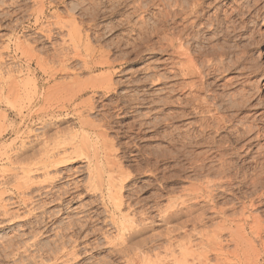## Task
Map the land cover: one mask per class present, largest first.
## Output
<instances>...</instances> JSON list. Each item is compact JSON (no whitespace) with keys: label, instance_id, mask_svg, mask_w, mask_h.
<instances>
[{"label":"rangeland","instance_id":"obj_1","mask_svg":"<svg viewBox=\"0 0 264 264\" xmlns=\"http://www.w3.org/2000/svg\"><path fill=\"white\" fill-rule=\"evenodd\" d=\"M128 1L129 0H98V1L97 0H21V1L20 0H0V50H1L0 51V54H1L0 57L2 56L0 58V174L2 173L1 169H4V167L1 168V165L2 166L5 165V159H6L5 157H7V155H9V154H12V152H14L15 149L20 148L22 144L26 145L27 147H30V149L33 148V150L34 149L37 150V147H38V150H40L41 148H43L44 144L47 145L48 147L49 146L54 147L55 144L58 143V141L59 142L61 141V139L63 141L67 137H69L67 139H71L73 137V135L75 136V134H76V133L74 134V132H77L76 138L77 137H78V139L84 138V135L86 133L83 132L84 135H82L83 129L80 127V123H79L76 111L72 110L73 109L72 105L75 106L76 102L81 100V99L76 100L74 102V96L77 93L78 89L80 88V86L77 85V82H78V80L86 81L90 77L96 76V75L98 76L101 73L105 74L104 72L106 70H105V68H100L99 70H97L95 72L84 71L83 68H80V66L83 64L81 60H71L67 63L68 64L67 68H69L68 70L70 72L69 73L61 72V67H60L61 65H59L57 58L54 57L55 56L54 54L56 53V51L54 49L57 48L58 51H61V49L63 47L64 48L67 47L66 49H63V50H65V52H67V51L69 52V50H70V55L71 56L73 55L72 53H74V47H73L74 44L72 43L71 38H69L70 36L68 35V32L69 31L70 32L75 31V29H69V28L70 27L72 28L73 27L72 25H74V23L75 24L77 23L80 27L81 34H85V35H83L85 39H83L81 41L79 40V42H78V43H80L79 44L80 50L82 51L83 55H86V56L87 55L88 56L93 55V59L95 62V61H99L100 58H102V54H103V56H105V52L107 51L110 55L109 56L110 59L115 60V62L117 64L116 70L114 69L116 74H115V76H113V79H112V82L114 83V86L116 87L114 89L115 91L113 90L110 93H106L104 91H99L98 93H96L95 97H94V101L96 102L95 105L98 108L96 107L94 112H91V113L85 112V116H88V118L92 119L93 122L95 121V124H97V122L99 123L100 121H101L100 122L101 124H102V121H103V124L105 123L103 127L107 131V135L109 136V137H107L108 141L109 142L112 141L111 143L114 144V150L111 151L112 152L111 156L112 157L114 156L116 160L118 159L119 161H121L120 163L122 164L123 168L124 169L127 168L126 169L127 173L129 172L128 170H130V172H129L130 175H129L128 179H126L127 181L124 182L125 189L123 190V197H124L125 202H127L126 203L127 206L125 207L124 211L125 210L128 211V208H129L128 206H132V207H130L131 210H129V211H131V212L133 211V213H137L138 214V216L136 214L137 219H140L141 218L140 216L141 215L143 216L145 212L148 215H151L150 216L151 218L152 217L154 218V219L152 218L154 221L152 227L151 226H150L151 228L148 227L149 229L146 228L147 229L146 231L144 229L143 234H142V232H143L142 231L138 234V236L135 239H133L135 241L136 240L138 241L139 238L140 239L142 238L141 241H139L141 243V244L139 243V245H141V246L139 247V245H138L137 253L140 255V259L143 260L142 263L144 262V259H145V262H148V257H151L153 260L151 258L150 259L152 261H155L156 264L159 261H161V263L159 262V264H162L163 260H165L164 262H167V263L170 261V263L172 264L173 257L171 256V250H170V247L168 245L169 244L168 241L170 240V237H169L170 233H169L168 228H173L174 224L177 227L178 222H176L177 224L173 223V222L168 224L165 221H163L161 215H163L162 212L166 209V207L168 206V204L171 200V199H169V197L172 199H173V197H174V199L175 198L179 199L178 197H185V196L188 197L189 191H187V190L188 189L190 190V188L193 186L192 183L197 185V184L202 183V181L204 182L207 179L204 177L205 179L203 178V180H202V176L196 175L195 172H193V166H192V164L195 166L197 164L196 161H198L197 158L199 159L198 153H195V152H200L201 150H206V147H205V149H204V147H203V149L202 148L195 149V152H193L192 155L189 154V155H191L190 158L194 156V153L196 154L194 157H197V158H193L194 159V160L192 159L193 162H192V160L191 161L190 160H186V161L183 160L182 161V160H178V159L173 158V155L175 154V149L172 147V145H170L171 142L168 141L169 140L168 138L170 136V135L168 136V134L170 132L175 131V134L184 133L185 131L186 132L187 131L192 132V131H194V129H196V127L198 126L197 124L200 121V118H199L200 114L196 115L197 114L195 112L196 110L194 111V113H192V110L190 109V107H192V106H189V108H188V106H186L187 103H186L185 96L188 93V87L189 86H187L183 91L181 90L182 88L179 86L181 89L179 88L180 90L175 92L174 97H172V95H171L172 93L168 88V86L171 85V83H170L171 79L170 78H172L171 74L169 73L171 70L170 69L171 63L168 62L169 61L168 57L170 56L171 49H166V47H167L166 46V44H167L166 38L168 36H170L171 30H170V26H168V28L166 27V30H165L164 26H162V24L165 23L164 21H166V19H167V18L164 19L166 17L164 13H166L170 9V6L167 5V3H169L168 2L169 0H145V1L144 0H137L136 1V3L140 5V9L138 10L139 12L136 11V13H137L136 15L134 14V16L132 18V23L135 20L137 21V23L139 22V24H137V28H139V26H140V30L139 29L133 30L130 25H128V24L126 25V22H127L126 21V15L131 13L132 10L133 11L135 10V9H133L134 8L133 3H131V2L128 3ZM233 1H235V0H206V3L209 5V7L207 8L206 16L211 19V16L216 15L215 11L217 10V8L220 9L224 5V3L227 4V6H231ZM236 1L239 2L238 4H241L242 2H243L242 4H246L245 1L248 2L247 4H249V2H250V0L249 1H247V0H244V1L243 0H236ZM18 2H21V3H18ZM91 2L93 4H94V2L96 3V4H94L96 9H93L95 7L93 6V4ZM97 2H99V3H97ZM117 2L118 3L119 2L127 3L129 5L125 6V8L123 10H121V14H120V12H119V14H112V9H113L112 7L116 8L117 6H115V5H118ZM158 6H159L160 10H159ZM167 7H169V9ZM96 10L98 12H96ZM93 11L96 12V14H94V16H93V13H94ZM97 13H98V15H97ZM122 13H124V14H122ZM35 15H37V16H35ZM142 17H144V18H142ZM35 19L37 21L36 23H35ZM212 19H214V18H212ZM248 19H250V17H248ZM68 20H70L71 22L74 20V22H72V25L70 24L71 22H69ZM123 20H125L126 22ZM144 20H146L145 21L146 23L143 22ZM160 21L162 22V24L159 23ZM59 23H60V25H67V26H65L66 28L64 27L63 29H61ZM157 24H158V26L160 25L161 27L160 26L158 27ZM209 24H203V26L200 25L201 27L199 26L196 28L197 32L198 33L200 32L199 34H205L207 31H209L211 29ZM57 25H59V26H57ZM144 25L145 26L148 25L145 29V32H144V28H145ZM46 27H48V28L52 27L55 34L57 33L55 35V38H53L52 40H48L44 36V34L46 33L45 30L48 29ZM75 27H77V26H75ZM259 27L261 28V31L264 30V27L262 24ZM157 29H161V30H157ZM41 30L43 33L41 32ZM148 30H149V32H146ZM250 30L252 33V31L255 30V27L250 28ZM139 31L140 32L143 31V32L140 33ZM156 32H158V33H156ZM152 33H154L153 34L154 36L152 35ZM147 34H150L149 37ZM86 35H88L89 37L86 38ZM144 35H146L147 37ZM151 35H152V37H151ZM248 35H250V31L247 34H245L243 36V38L244 37H245V39L248 38L247 37ZM138 38H140V39H138ZM143 38H145V39L143 40ZM148 39H150V40H148ZM15 40L17 42H19L18 44H20V45L22 43L23 46L22 45L18 46V44ZM19 40H21V41H19ZM142 40H143V42L146 41V42H144L145 44L142 42ZM249 40H250V38H249ZM135 41L138 43H136ZM157 42H159V43H157ZM133 45L136 48L140 47L139 50L137 48L136 52H135V48L133 47ZM85 46H87V47H85ZM23 47H26L27 51L25 48H24L25 49L24 50ZM133 49H134V52L132 53ZM50 51H52V52H50ZM258 51H256L257 61L264 62V58H262L263 56L260 55V50H258ZM29 52H30V54H29ZM263 52H264V50H263ZM49 53H51V54H49ZM52 53H53V55H52ZM32 54L34 57L32 56ZM38 54H40V55L37 56ZM40 57L43 58V60H46L47 62L43 61ZM46 57L48 58V60ZM51 57H54V58L52 59ZM38 59L40 61H38ZM37 61H38V64H37ZM48 61H49V64H48ZM46 65H47V68H46ZM81 67H83V66H81ZM55 68H56V70H55ZM53 69L55 70L56 76L53 74L54 73ZM78 69H80V70H78ZM50 71H52L53 73ZM49 74L50 75L53 74V76L52 75L49 76ZM233 74L234 73H230L227 77L233 78L234 76H236V74H234V75ZM30 76H31V79H30ZM76 78H78V79H76ZM176 79L179 80V82H180L181 76L179 75V77H176ZM26 80L28 81V83L30 85L28 83H27L28 85L26 84V82H25ZM190 80L191 79H188L189 83H190ZM124 81L126 83H124ZM146 81H147V83H146ZM188 81L186 80L185 82L188 83ZM70 82H72V83H70ZM34 83H35L37 88L36 87L34 88V86H33ZM72 84L74 85V87ZM12 85H13V87H11ZM219 87H220V85H218L217 87L212 89L214 91H212L210 89H208V91L210 92V94H211V92H213L212 94H216V93L220 92L219 94L223 95L224 92H222L221 91L222 89ZM76 88H77V90H76ZM186 89H187V92H185ZM33 90H34V92H33ZM56 90L59 93L61 92V94L56 92ZM67 90H68V92H67ZM257 90H258V92H257L256 98L258 100H263L264 99V87L259 88ZM208 91L206 90L204 93L209 95ZM27 93H29V94H27ZM52 93H53V95H52ZM204 93H202V95L200 97H203V96L205 97ZM132 94H135V97L139 96L141 98H143V96L145 94H147L146 97L149 96L148 97L149 102L138 104L136 102H131L129 100L131 104H129V101H128L127 102L129 105L128 106L127 103L125 104V102L127 99H132V97H134V95L132 96ZM50 95H52V96H50ZM89 95H90V97L91 96L93 97V93L90 92L83 97V100L87 99L89 97ZM72 96H73V98H72ZM128 96L131 98H128ZM44 97H46V98H44ZM60 97H62L63 100H62V98L60 99ZM182 97L184 98V100L182 99ZM29 98H31V99L29 100ZM121 98H124V99L122 100ZM179 98H181V99H179ZM50 99H51V101H50ZM66 99H69V100H66ZM13 100H15V101H13ZM27 100L30 102H28ZM64 100L67 102H65ZM170 100H172V102H173V100H174V102L176 100L177 101L174 104H172V102ZM188 100H189V98H188ZM22 101H24V103ZM8 102H10L12 104H10ZM63 102H64L65 106H67L68 111L67 110H63L62 112L55 111V110H57L58 106L62 105ZM180 102H181V105H180ZM183 103H186V104L184 105ZM31 104H32V106H31ZM55 104H58V105H55ZM123 104L125 105L124 110L118 109V108H121L122 106H124ZM23 106H25L26 108ZM29 106H31V107L29 108ZM41 106H42L43 110H41L42 109ZM39 108H41V109H39ZM182 109H184V110H182ZM104 110H105V112H104ZM20 111H22V112H20ZM186 111L188 113L190 111V113L188 114ZM173 112L175 113L173 116H176L173 119V121L175 123H173V121L171 122L172 117H173L172 116ZM109 117H110V119H109ZM176 118H179V119H176ZM145 122H150L151 124L144 126L143 124ZM170 122L173 124H171ZM174 124L176 127V128L175 127L174 128L176 130L173 129ZM131 126L133 128V131L127 132L128 130H131L130 129ZM160 126H162V127H160ZM177 129H178V131H177ZM124 133L126 136L124 135ZM95 134H96L95 132L90 134L91 146L93 148L92 150H94L97 147H100V150L103 151V145H102L103 141L102 142H101V140L99 141L96 138ZM71 135H72V137H71ZM79 136H81L83 138H79ZM50 138H52V139H50ZM19 144H21V145H19ZM127 144H128V146H127ZM94 145H95V147H94ZM71 148H72L71 145H69V146L67 145L66 149L58 148L55 150V152H57L56 155L62 156V153H63V156H64L65 150H66V152H70L72 150ZM58 150H59V152H58ZM115 150H116V152H115ZM255 150H257V148ZM201 152H203V151H201ZM124 153H125V155H124ZM242 153H244V152H242ZM101 154H103V153H101ZM171 154H172V156H171ZM36 156H37V158L39 157V155H36ZM116 157H118V158H116ZM252 160L253 159H251V158L248 159V161H252ZM205 161L208 164H210L208 166L213 165L215 167V169H217V167H219L221 164L219 161H217V163H216V161L212 162V160H210V159H206ZM231 161L236 162L237 159H233ZM88 162L89 161L84 156L83 157L80 156V157H76L75 160H70L69 163H67V166H66V164H64L65 166L63 165L62 167L61 166L58 167V171H56V170L50 171L54 177L56 176L55 173L58 172L57 174H59V175L62 174L64 178L62 177V175L56 176L57 179L54 178L53 180L54 181L59 180V181H58L57 185H54L55 188L53 186L52 192L49 194L50 196L48 195L45 198V195H43V196L35 195L33 197L34 204H30V206H29V204L28 205H19L17 203L16 204L11 203V202H13V200L14 201L16 200L15 196L12 194V192L10 193L9 191L7 194L5 193V195H4L5 201L4 202L8 205V210L10 208L9 211L12 210V212H14V213H12L11 215H4V212L0 210V221H1L0 222V264H49V263L52 264L53 262H54L53 264H65V263L66 264H107V263L108 264H129V262L126 261L127 256H124V254L118 255V252L117 253L115 252V251H117L116 249L118 248V246H115L116 247L115 248L114 247L115 244H113V243L115 242L117 244V242H120V240L118 241V239L117 240L115 239L117 237L116 235L118 234V232L115 229V227L111 224V222L109 221V219H110L109 213H108V211L107 212L105 211L106 208L102 204L101 194L99 192L96 193V192H93V191L91 192L90 190H88V187H89L88 185L92 184V183H90V178H89L90 177V174H89L90 168L92 166H93V168H96V165L94 166V164L92 166H89L90 164ZM249 165L255 166V163L248 164V166ZM183 166H184V168H183ZM204 175L205 174H203V176ZM75 176H77V177H75ZM235 176L233 178H229V179L225 178L224 180H227L228 182L221 184L220 188L217 187L219 189H217L215 187L216 188L215 192L218 193L221 190L218 193L220 195V198L218 200L219 205L223 204V202L227 199H233L232 194H235L236 196H235V199H233V201L235 200L236 207L238 208V211H239L242 208L243 201L249 200L250 199L249 197H250V195H252V193L254 194L255 192H258V193L262 192L260 190H262L264 188V180H263V184L260 185L262 188L260 186H258L261 189H259L258 187L255 189V187H252V183H251V181L254 177L245 178V175H243V174H237ZM241 176H244L243 177L244 180H243V178H241ZM210 177L213 178V180L215 179L216 181H218V179H219V178H217L218 176H215L214 174L210 175ZM42 178H43V176H42ZM74 178L76 179V181ZM78 178H79V180H78ZM231 179H233V180H231ZM249 179H251V181ZM77 181H78V184L80 185L81 188L80 189L76 188L77 189L76 190L73 187V185H74L73 183L77 182ZM79 181H80V183H79ZM230 181L234 185L231 184ZM1 182H2V180L0 178V184H1ZM49 182H51V181H49ZM70 187L73 188L74 190L71 189ZM231 187H232V189H231ZM239 187H240V189H238L239 190L238 191L237 188H239ZM257 189H259V190H257ZM58 190H59V192H58ZM64 190L66 192L69 191L68 194L66 193V196L64 194V192H65ZM225 190L228 191V193L224 192ZM240 190H242V191H240ZM243 190L246 192L245 194L247 195V197H245V195L243 194L244 193ZM229 191H231V192H229ZM247 192L249 194H247ZM263 193H264V189H263ZM67 195H69V196H67ZM39 197H41V198H39ZM42 197L44 198V201H43ZM56 197L59 199V201H58V199L55 200ZM60 197H63V199L66 198V200L61 203L60 199H62V198H60ZM35 198H36V200H35ZM241 198H243V201L240 200ZM237 199H238V201H237ZM35 201H37V203ZM192 201H194V200H192ZM257 202H258V203H256L257 206L260 205L259 199H257ZM190 204H193V202L190 201ZM201 204H202V202H201ZM198 205L200 207V204H198ZM198 205L195 204L194 208L197 206L196 209H198ZM238 206H240V207H238ZM38 208H40V209H38ZM253 209L254 210H252L253 211L252 214L253 215L256 214V216L259 214L258 215L259 219L263 220L264 219V206H259L257 208L254 207ZM95 211L97 213H99L100 215L97 214ZM242 211H243V213L246 217V220H247V221L245 220V223H246L247 231H248L250 229V227H252V224H253L252 218L253 217L251 216V214L248 210H242ZM140 212L141 213L143 212V214H141ZM209 212L210 211H207L206 215L209 216V220L211 222H209V220H207L208 223L206 225L204 224L205 226L204 225H198L196 228L194 227L196 229L195 230L196 232L194 231V228H193L194 225L192 224V222L187 223L188 224L187 225L188 231L189 232L194 231V233H192L193 235L191 236L192 239L191 238L190 239L192 241L191 244L192 245L194 244L193 246L195 247L196 253L194 254V252H193L194 248H192V250H193L192 254L193 255H191V254H190V256L188 255L190 257L189 262L191 260L193 262V264H197V262H198V260L196 261V259L198 257V255H197L198 253L200 255L201 253L203 254L204 252H208L210 250L209 249L210 247L208 248V246L212 245V244L210 242L211 239L208 237L209 236L211 237V234L213 235V230L216 226L215 224L222 219V218L220 219L219 216L216 218L213 217L216 215H214L213 212H210V213ZM34 213L36 214V216ZM50 213H53V214L55 213L56 219L54 220V223L48 222L50 227L48 228V231L44 232L45 234H40L39 230L41 229V231H42L43 227L45 229V226H44L45 223L44 222L48 221L50 219L48 217V215L50 216ZM228 213H231V211H229ZM246 213H247V215H249V218H248V216H246ZM14 214H16V215H14ZM139 214H141V215L139 216ZM13 215L16 217H13ZM17 216H18V218H17ZM260 216H261V218H260ZM90 217L92 218V221L88 223L86 220L88 218L90 219ZM143 217H145V215ZM245 217H244V219H245ZM187 218L190 219L188 216H186V217H183L182 220L187 219ZM142 219H144V218H142ZM76 221H77V223L82 222L81 225L82 224L84 225V223L87 224V225L85 224V227L83 228V231L81 230V232L79 230L81 227L79 229L77 228L78 230L76 229V232H78L79 234L76 233L75 230L72 229V226H73L74 222L76 223ZM214 221H215V223H214ZM139 222L140 221H138V223ZM42 223H44V224L42 225ZM170 224H171V226H170ZM172 224H173V226H172ZM53 225H54V227H53ZM70 225H72V226L70 227ZM78 225H80V224H78ZM88 225H90V226H88ZM249 225H251V226L249 227ZM179 226L180 225H178L177 228H179ZM69 228H71L72 230H70ZM177 230H176L177 233H175V234L178 236H175V234H174L173 237H176L175 238L176 240H178L177 238L180 237L179 239L181 240V236H179V235H181V233L183 231L180 232L182 229H179L180 231H177ZM199 230L202 231V232H200V234H198L199 232H197ZM203 230H204V233H203ZM250 230L247 233H250ZM72 231H73V233H72ZM202 233L205 236L204 235L201 236ZM87 234H88V236H87ZM33 235L35 238H33ZM229 235H230L229 232H224L222 235L223 238L221 237V239H223V241H224L225 246H224V250L222 251L223 253H221V252L219 253L220 257L216 256V252H214V251L208 252L209 253L208 257H209V260L212 261V264L213 263L217 264V262H219V261L220 262L218 264H223V261H228L229 259H232L233 254H231V253H233L235 248H237V247L233 241L231 242L229 240L230 239ZM60 236H65L66 238L62 239ZM250 236H251V234L249 235V237ZM251 237H250V239H252ZM167 238H169V239H167ZM68 239H70V240H68ZM207 239L209 241H207ZM180 240H178V241H180ZM203 240H205L206 242ZM253 240L255 241V239H252V240H249V242L252 244H256V246H257L256 248L261 251V249H260L261 246H260L258 240H256L255 243H253ZM200 241L201 242L203 241V242L201 243ZM62 242L66 244V247L68 246L67 250H69V251H71L72 249L75 250V248H76V252H77V256H78L76 259H73V258L71 259V257H65V258L62 257V258H60V260L59 259L56 260V257H53V256L57 255L55 253L58 251L60 246L64 245ZM110 242H111V244H110ZM67 243H68V245H67ZM176 243L178 244L177 241H176ZM74 244H75V246H74ZM71 245L74 246L75 248L72 247ZM56 248H58V249H56ZM206 249H207V251H205ZM113 250H115V251H113ZM177 250L178 251H175L176 254L180 252L179 248H177ZM229 251L231 253H229ZM224 254L226 255V257ZM177 255H180V253ZM194 255H195V258H194ZM217 257L219 260L217 259ZM67 258H69V262L64 261V259H67ZM170 258H172V260ZM199 258H200V256H199ZM223 258H224V260H223ZM225 258H227V259H225ZM166 260H168V261H166ZM152 261H149L148 263L150 264V263H152ZM263 262L264 261H262V263ZM152 264H154V262ZM198 264H199V262H198ZM201 264H203V263H201ZM209 264H210V262H209Z\"/></svg>","mask_w":264,"mask_h":264},{"label":"bare ground","instance_id":"obj_2","mask_svg":"<svg viewBox=\"0 0 264 264\" xmlns=\"http://www.w3.org/2000/svg\"><path fill=\"white\" fill-rule=\"evenodd\" d=\"M136 1L137 0H129L128 1V3L129 2L133 3V7H134L133 9H135V10L134 11L132 10L131 13L126 15V21L127 22L125 20H123V21L126 22V25L127 24L130 25L133 30H138V29L140 30L139 25H138L139 28H137V24H139V22L137 23V21L135 20L136 22L134 21L132 23V18L134 16V14L136 15L137 14L136 11H138L140 9V5L137 4ZM247 1H249V0H247ZM168 2L169 3H167V5L170 6V9H169V7H167L169 10L167 12L164 10L166 12V13H164L166 16L164 19H166V18L167 19H166V21H164L165 23H163V24L161 21L159 22L160 24H162V26H164L165 30H166V27L168 28V26H170V30H171L170 36H168L166 38L167 41L165 40L167 42L166 49H171L170 56L168 57L169 58L168 62L171 63V68H170L171 70L169 73L171 74L172 78H170L171 79V82H170L171 85L168 86V88L172 93L171 94L172 97H174L176 91L180 90L181 88H182L181 90L183 91L187 86H189L188 87V93L185 96L187 104L186 103H183V104L184 105L186 104V106H188V108H189V106H192V107H190V109L192 110V113H194V111L196 110L195 112L197 114L196 113L195 114L196 115L200 114V117H199L200 121L197 124L198 126L197 127L195 126L196 129H194V131H192V132H190V131L186 132L185 131L184 133H177L176 132L177 134H175V131H172L168 134V136L170 135L168 138L169 139L168 141L171 142V143L169 142L170 145H172V147L175 149V154L173 155V158H175V159L182 160V161L183 160H185V161L190 160L191 161L193 158H197L194 156L196 155L195 153H198L199 159L197 158V160H198V161H196L197 164L195 166L192 164L193 172H195V174L198 176H202V180L204 177L207 178L204 182L202 181V183H200V184L195 185L192 183L193 186L192 187L190 186L191 187L190 190L186 189L187 191H189L188 197H186V196L185 197H178L179 199H177V198L174 199V197L172 199L169 197V199H171V200H170L168 206L166 207V209L162 212L163 215H161V216H162L163 221H165L168 224L172 223V222L173 223L178 222V225H180L179 228H177L178 225L176 227L175 224H174V226L172 224L173 228H168L169 233H170V236L168 235L170 237V240L168 241L169 242L168 245H169L170 250H171V256L173 257V262L172 261L171 262H172V264H189V263L193 264V262L191 260L189 262V259H190L189 256H190V254L193 255L192 254L193 252L195 254L196 250H195V247L193 246L194 244L193 245L191 244L192 243L191 236L193 235L192 233H194V231L196 230L195 228L198 225H204V224L206 225L208 223L207 220H209V216H207L206 214H207V211H210V212H213L214 215H216L213 217L216 218L219 216L220 219L221 218L222 219L215 224L216 226L213 230V235L211 234V237L210 236L208 237L211 239L210 242L212 244V245L208 244L209 246L207 245L208 248L210 247L209 251L216 252V256H219L220 252L223 253L222 251L224 250L225 244H224L223 239H221V237H222L224 232H229V234H230L229 240L231 242L233 241L234 244H236L237 248H235L233 253H231L229 251V253L233 254V257H232V259L228 258L229 259L228 261H223V264H263L264 262L262 263V261H264V219L263 220L259 219V216H258L259 214L257 216H256V214L253 215L252 210H254L253 209L254 207L257 208L259 206H264V199H263L264 198V193H263L264 188L262 190H260V191H262L261 193L255 192L254 194L252 193V195H250V197L248 196L250 199L247 201H245V200L243 201V198H241L240 200H242L243 203H242V208L239 211H238V208L236 207L235 200L233 201V199H235V196H236L235 194L231 193L233 199H227L223 202V204L219 205L218 200L220 198V195L218 193L221 190L218 193L215 192V190L217 187L220 188L221 184L228 182L227 180H224L225 178L226 179L233 178L237 174H243V175H245V178L254 177L252 179V181H251V179H249V180L252 183V187H255V189L258 186H260L261 184H263V180H264L263 179L264 178V99L258 100L256 98V96H257V92H258L257 89L264 87V62L257 61L256 51L260 50V55L263 56L262 58H264V52H263V50H264V30L261 31V28L259 27V26H261V24L264 27V0H250L249 4H247L248 2L245 1V3L247 5L242 4L243 2L241 4H238L239 2H237L236 0L232 2V5L230 4L231 6H227V4L224 3V5L220 9L217 8V10L215 11L216 15H214L215 17L211 16V19L206 16L207 8L209 7V5L206 3V0H169ZM18 3H21V2H18ZM97 3H99V2H97ZM94 4H96V3L94 2ZM94 4H93V6H94ZM128 5L129 4H127V3L119 2L118 5H115V6H117L116 8L112 7L113 8L112 14H119V12L121 14V10H123L125 8V6H128ZM158 8H159V6H158ZM93 9H96V7ZM159 10H160V8H159ZM96 12H98V11L96 10ZM96 12L93 13V16H94V14H96ZM122 14H124V13H122ZM97 15H98V13H97ZM35 16H37V15H35ZM248 17H250V19H248ZM142 18H144V17H142ZM212 18H214V19H212ZM36 19H35V23L37 22ZM68 21L71 22L70 20H68ZM145 21L146 20H144L143 22H145ZM72 22H74V20ZM72 22L70 23L71 25H72ZM76 24L74 23V25H72L74 28L73 27L69 28V29H75V31L70 32L68 30L69 31L68 35L70 36L69 38H71L72 43L74 44L73 45L74 53H72L73 55L72 56L70 55V50H69V52L67 51L68 53L65 52V50H63V49H66L67 47L66 48L63 47L61 49V51H58L57 48L54 49L56 51V53L54 54L55 55L54 57L57 58L59 65H61L60 66L61 72H67V73L70 72L68 70L69 68H67V65H68L67 63L71 60H81L83 63L81 66H83V67L80 66V68H83L84 71L95 72V71L99 70L100 68H105V70H106L104 72L105 74L101 73L98 76L96 75V76L90 77L86 81L78 80V82H77V85L80 86V88L78 89L77 93L74 96V102L76 100H80V99L81 100L76 102L75 106L72 105V107H73L72 110L76 111V114H77V117H78V120L80 123V127L83 129L82 135H84V133H86V134L84 135V138L79 136V138H83V139H78V137L76 138L77 132H74V134L75 133L76 134H75V136L73 135V137L71 135V137H72L71 139H67V138H69V137H67L64 141L61 139L60 142L59 141H58V143L56 142L57 143V144H55L56 147L55 146L54 147L49 146L50 147L49 148L47 145L44 144L43 148H41L40 150H38V147H37V150H35V149L33 150V148L30 149V147H27L26 145L19 144V145H21V147L18 149H15V151H14L15 153L12 152V154L7 155V157H5L6 158L5 159V165H3V166L1 165V168L4 167V169H1L2 173L0 174V178L2 180V182L0 184V210L4 212V215H11L12 213H14V212H12V210L9 211L10 208L8 210V205L4 202L5 201L4 195H5V193L7 194L8 191L10 193L12 192V194L15 196V199H16L15 201L13 200V202H11V203H14V204L17 203L19 205H28L29 204V206H30V204H34L33 197L35 195H37V196L45 195V198H46V196H48L52 192L53 186L57 185V183L59 181V180L58 181L53 180L54 178L57 179L56 176L59 175V174H57L58 172L55 173L56 176L54 177L50 171H53V170L58 171V167H60V166L62 167L64 164H66V166H67V163H69L70 160H75L76 157H80V156L83 157L84 156L89 161L88 162L90 164L89 166H92L93 164H94V166L96 165V168H93V166L90 168V173H89L90 177L89 178H90V183H92V184L88 185L89 186L88 190H90L91 192L92 191L96 192V193L99 192L101 194L102 204L106 208L105 211L106 212L108 211V213H109V217H110L109 221L111 222V224L115 227V229L118 232V234L116 235L117 237L116 238L114 237V238L116 240L118 239V241L120 240V242H117V244H116L113 241L114 242L113 244H115L114 247L118 246V248L116 249L117 251H115V250H113V251H115L116 253L118 252V255L124 254V256H127L126 261L129 262V264H149L148 262L153 260L151 257H148V262H145V259H144V262L142 263L143 260L140 259V255L137 253L138 245L140 243L139 241H141L142 238L141 239L139 238L138 241L136 240L137 242L133 239H135L138 236V234L140 232H142L144 229L146 231L147 230L146 228H148V227L151 228L153 225V222H154L153 221L154 218L152 217L153 218L152 219L150 217L151 215H148L146 212L144 213L145 217H143L144 215L143 216L141 215V214H143V212L142 213L140 212L141 214H139V216L141 215L140 216L141 220L137 219L136 217L138 216V214L133 213V211L132 212L129 211V210H131L130 207H132V206H128L130 209L128 208V211H126V210H125L126 212L124 211L125 207L127 206V204H126L127 202H125L124 197H123V190L125 189L124 182L127 181L126 179H128V177L130 175V173H129L130 170H128L129 172L127 173V170H126L127 168L126 169L123 168L122 164L120 163L121 161H119L118 159L116 160L114 156L113 157L111 156L112 155L111 151L114 150V144L111 143L112 141L111 142L108 141L107 137H109V136L107 135V131L103 127L105 123L103 124V121H102V124H101L100 123L101 121L99 120L100 122L99 123L97 122V124H95V121L93 122L92 119L88 118V116H85V112H88V113L94 112V110L97 107L95 105L96 102L94 101V97H95L96 93H98L99 91H104L106 93H110L116 88L114 86V83L112 82V79H113V76H115V74H116L114 69L116 70L117 64H116L115 60L110 59V57H109L110 55L107 51H106L107 53L105 52V56H103V54H102V58H100L99 61H95V62L93 59V55H89V56L83 55L82 51L80 50V45H79L80 43H78V42H79V40L81 41V40L85 39L83 36L85 34H81L80 27L78 24L77 25ZM203 24H209L211 29L209 31H207L205 34H199L200 32L198 33L196 28L199 27L200 25L203 26ZM59 25H60V23H59ZM59 25H57V26H59ZM65 26H67V25H60V28L63 29ZM75 26H77V27H75ZM147 26H145L144 32H145V29ZM157 26H158V24H157ZM253 27H255V30L252 31V33H251L252 29L250 30V28H253ZM46 28H48V27H46ZM157 30H161V29H157ZM45 31H46V33L44 34V36L48 40H52L53 38H55V35L57 34V33L55 34L52 27H49ZM249 31H250V35L247 36L248 38H246V39H245V37L243 38V36L245 34H247ZM41 32H42V30H41ZM141 32H143V31H141ZM146 32H149V30ZM156 33H158V32H156ZM150 34H147L148 37ZM153 34L154 33H152V35ZM152 35H151V37H152ZM144 36H146V35H144ZM88 37L89 36L86 35V38H88ZM145 38H143V40ZM249 38H250V40H249ZM138 39H140V38H138ZM143 40H142V42H143ZM148 40H150V39H148ZM19 41H21V40H19ZM144 42H146V41H144ZM18 43L19 42H17V44ZM136 43H138V42H136ZM157 43H159V42H157ZM21 45L23 46L22 43H21ZM21 45L18 44V46H21ZM26 47H23V49L24 48L26 49ZM85 47H87V46H85ZM133 47L135 48V52H136V49L138 47L136 48L134 45H133ZM139 48H138V50H139ZM26 51H27V49H26ZM50 52H52V51H50ZM133 52H134V49H133L132 53ZM29 54H30V52H29ZM49 54H51V53H49ZM39 55L40 54H38L37 56H39ZM52 55H53V53H52ZM32 56H33V54H32ZM54 57H51V58L53 59ZM39 59H38V61H40L41 59L43 60V58H41L40 60ZM47 60H48V58H47ZM38 61H37V64H38ZM43 61H46V60H43ZM48 64H49V61H48ZM46 68H47V65H46ZM55 70H56V68H55ZM55 70L53 71L54 73L52 71H50V72H52L55 75ZM78 70H80V69H78ZM230 73H234V74H236V76H234V77L232 76L233 78H228L227 76ZM53 74H51V75L53 76ZM51 75L49 74V76H51ZM179 75L181 76L180 82H179V80H177L178 78L176 79V77H179ZM30 79H31V76H30ZM76 79H78V78H76ZM188 79H191L192 81L190 80V83H189ZM186 80L188 81V83L185 82ZM25 82H26V84L28 83L27 80ZM70 83H72V82H70ZM124 83H126V82L124 81ZM146 83H147V81H146ZM218 85H220L219 88L222 89L221 91L224 92V94L221 95V94H219L220 92L216 93V94H212L213 92H211V94H210L208 89L212 90L215 87H217ZM33 86H34V88L36 87L35 83ZM11 87H13V85ZM73 87H74V85H73ZM76 90H77V88H76ZM206 90L208 91L209 95L204 93ZM212 91H214V90H212ZM33 92H34V90H33ZM56 92H58V91L56 90ZM67 92H68V90H67ZM90 92L93 93V97L92 96L90 97V95H89V97L87 99L84 98L85 100H83V97ZM185 92H187V89ZM202 93L205 94V97L204 96L200 97L202 95ZM27 94H29V93H27ZM59 94H61V92ZM135 94H132V96L134 95V97H135ZM147 94H145L143 96V98H141L137 95L138 97H135V98L132 97V99H127V100L125 99L126 100L125 104L129 100L131 102H136L138 104L139 103L140 104L141 103H147V102H149V100H148L149 96L146 97ZM52 95H53V93H52ZM52 95H50V96H52ZM31 98H29V100ZM44 98H46V97H44ZM61 98L62 97H60V99ZM72 98H73V96H72ZM128 98H131V97L128 96ZM188 98H189V100H188ZM121 99L123 100L124 98H121ZM179 99H181V98H179ZM182 99L184 100L183 97H182ZM62 100H63V98H62ZM66 100H69V99H66ZM13 101H15V100H13ZM50 101H51V99H50ZM130 101H129V104H131ZM170 101L172 102V100H170ZM22 102L24 103V101H22ZM28 102H30V101H28ZM65 102H67V101H65ZM175 102L173 100L172 104H174ZM8 103H10V102H8ZM10 104H12V103H10ZM55 105H58V104H55ZM127 105H128V103H127ZM180 105H181V102H180ZM31 106H32V104H31ZM31 106H29V108ZM23 107H25V106H23ZM41 108H42V106H41ZM41 108H39V109H41ZM124 108H125V105L122 106L121 108H118V109L124 110ZM41 110H43V108ZM63 110L68 111L67 106H65L64 102L62 103V105L58 106L57 110H55V111L62 112ZM182 110H184V109H182ZM190 111H189V113H190ZM20 112H22V111H20ZM104 112H105V110H104ZM174 114L175 113L173 112L172 116ZM174 117H176V116L172 117L171 122L173 121ZM179 118H176V119H179ZM109 119H110V117H109ZM173 123H175V122L173 121ZM173 123H171V124H173ZM150 124H151L150 122H145L143 125L147 126ZM160 127H162V126H160ZM174 127H175V124L173 126V129L176 130L175 129L176 127L175 128ZM130 129L131 130H128L127 132L133 131L132 126ZM177 131H178V129H177ZM94 132L96 133L95 134L96 138L99 141L101 140V142L103 141V143H102L103 151L100 150V147H97L94 150H92L93 148L91 146L90 134L94 133ZM124 135H125V133H124ZM50 139H52V138H50ZM67 145L72 146V148H71L72 150L70 152H66V150H65L64 156H63V153H62V156L56 155L57 154V152H55L56 149H58V148L66 149ZM127 146H128V144H127ZM94 147H95V145H94ZM203 147H204V149L206 147V150H201L203 152H201V151L195 152V149H198V148L203 149ZM256 148H257V150H255ZM58 152H59V150H58ZM115 152H116V150H115ZM193 152H195L194 156L190 158V156L193 154ZM242 152H244V153H242ZM101 153H103V154H101ZM172 154H171V156H172ZM189 154H191V155H189ZM36 155H39V157L37 158ZM124 155H125V153H124ZM116 158H118V157H116ZM249 158H251L253 160L248 161ZM206 159H210V160H212V162L216 161V163H217V161H219L221 164L219 167H217V169H215V167L213 165L208 166L210 164H208L205 161ZM233 159H237V161L232 162L231 160H233ZM193 160H192V162H193ZM252 163H255V166L254 165L248 166V164H252ZM183 168H184V166H183ZM203 174H205V175L203 176ZM212 174H214L215 176H218L217 177V178H219L218 181H216L215 179H214L215 180L214 181L213 178L210 177V175H212ZM61 175L62 174H60L59 176H61ZM42 176H43V178H42ZM62 177H63V175H62ZM75 177H77V176H75ZM243 177L244 176H241V178H243ZM78 180H79V178H78ZM231 180H233V179H231ZM243 180H244V178H243ZM49 181H51V182H49ZM75 181H76V179H75ZM79 183H80V181H79ZM73 184H74L73 187L75 189L81 188L80 185L78 184V181L74 182ZM231 184H233V183L231 182ZM240 187L237 188V190L240 189ZM260 187H258V188L261 189L262 187L261 188ZM54 188H55V186H54ZM219 188H217V189H219ZM71 189H73V188H71ZM231 189H232V187H231ZM259 189H257V190H259ZM240 191H242V190H240ZM58 192H59V190H58ZM224 192L228 193V191H226V190ZM229 192H231V191H229ZM243 192H244L243 194L245 195V197H247V195L245 194L246 192L244 190H243ZM66 193L68 194L69 191L64 192L65 196H66ZM247 194H249V193L247 192ZM67 196H69V195H67ZM39 198H41V197H39ZM60 198H62V199H60L61 203L66 200V198L63 199V197H60ZM57 199L58 198L56 197L55 200H57ZM257 199L260 200V205H258V206L256 204V203H258ZM35 200H36V198H35ZM192 200H194V201H192ZM43 201H44V198H43ZM58 201H59V199H58ZM190 201L193 202V204H190ZM237 201H238V199H237ZM35 202L37 203V201H35ZM201 202H202V204H201ZM195 204H197V205L200 204V207L198 205V209H196L197 206L194 208ZM238 207H240V206H238ZM38 209H40V208H38ZM242 210H248L250 212L251 216L253 217V218L251 217L253 219L252 227H250L251 225H249V227L251 229V230L249 229L250 233H247L249 230L247 231V226L245 223L246 217H245ZM229 211H231V213H228ZM97 214H99V213H97ZM136 214H137V216H136ZM14 215H16V214H14ZM14 215H13V217H16ZM18 216H17V218H18ZM35 216H36V214H35ZM186 216H188L190 219L187 218V219L182 220V218L186 217ZM243 216L245 217V219ZM246 216H248V218H249V215H247V213H246ZM48 217L50 219L48 221H45L44 222L45 224L42 223V225L44 224L45 229H44V227H43L44 230L42 229V231H41V229H40L39 230L40 234H45L44 232L48 231V228L50 227L48 222L54 223V220L56 219L55 213L54 214L50 213V216L48 215ZM91 217H90V219L88 218L86 220L88 223L92 221ZM142 218H144V219H142ZM260 218H261V216H260ZM138 221H140V222L138 223ZM188 222H192V224L194 225L193 228L195 227L194 231H192L190 228L189 229L192 232L188 231V228H187ZM209 222H211V221L209 220ZM81 223L80 222L77 223V221H76V223L75 222H74V224L72 223L73 226L70 225V227L72 226V229L75 230V232H76L77 228L79 229L81 227L79 229L81 232V230L83 231V228L85 227V224H86V223H84V225L83 224L81 225ZM214 223H215V221H214ZM78 224H80L81 226ZM88 226H90V225H88ZM170 226H171V224H170ZM53 227H54V225H53ZM69 229L72 230L71 228H69ZM179 229H182V230L180 231ZM176 230L180 231V232L183 231L182 232L183 234L181 233V235H179V236H181V240L179 239L180 237L177 238L180 241L176 240L175 239L176 237H173L174 234L177 233ZM197 232H199L198 234H200V232H202V231L199 230ZM72 233H73V231H72ZM76 233H78V232H76ZM143 233H144V231L142 232V234ZM203 233H204V230H203ZM203 233L201 236L204 235ZM250 234L252 236V237L250 236L252 239H255V241L258 240V242L261 246L260 247L261 251L256 248L257 247L256 244H252L249 242V240H252L249 237ZM87 236H88V234H87ZM175 236H178V235L175 234ZM60 237L62 239L66 238L65 236H60ZM33 238H35L34 235H33ZM70 239H68V240H70ZM167 239H169V238H167ZM176 241L178 242V244L176 243ZM203 241H205V240H203ZM207 241H209V240L207 239ZM255 241L253 240V243H255ZM63 244L64 245L60 246L59 249L56 248V249H58V251L56 253L55 252L54 253L57 255L53 256V257H56V260L57 259L60 260V258H62V257H64V258L65 257H71V259L72 258L76 259L78 256H77L76 248L74 247L75 244H74V246L71 245L72 247L75 248V250L72 249L71 251L67 250L68 246L66 247L65 243H63ZM110 244H111V242H110ZM67 245H68V243H67ZM140 246L141 245H139V247ZM177 248L180 249L179 250L180 255H177L179 253L176 254V252H175V251H178ZM192 248H194L193 249L194 251L192 250ZM205 251H207V249ZM208 252H204L203 254L201 253L200 255L198 253L197 254L198 257H197L196 261L198 260L199 264H201V263L209 264V262H210V264H212V261L209 260V257H208L209 253ZM199 256H200V258H199ZM225 257H226V255H225ZM194 258H195V255H194ZM170 259L172 260V258H170ZM217 259H218V257H217ZM225 259H227V258H225ZM223 260H224V258H223ZM64 261L69 262V258L64 259ZM164 261L165 260H163V262ZM166 261H168V260H166ZM153 262H154V264H156L155 261H152V263ZM159 262L161 263V261H159ZM159 262L157 264H159ZM163 262H162V264H171L170 261L168 263L167 262L163 263ZM198 262H197V264H198ZM219 262H217V264ZM152 263H150V264H152ZM213 264H215V263H213Z\"/></svg>","mask_w":264,"mask_h":264}]
</instances>
